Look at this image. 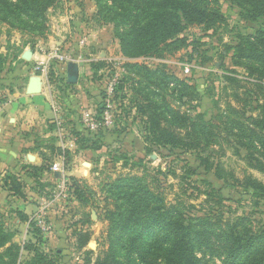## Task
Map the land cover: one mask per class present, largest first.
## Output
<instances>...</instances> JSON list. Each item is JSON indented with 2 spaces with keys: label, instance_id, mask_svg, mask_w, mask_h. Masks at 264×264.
Segmentation results:
<instances>
[{
  "label": "rangeland",
  "instance_id": "obj_1",
  "mask_svg": "<svg viewBox=\"0 0 264 264\" xmlns=\"http://www.w3.org/2000/svg\"><path fill=\"white\" fill-rule=\"evenodd\" d=\"M212 1L213 6L222 12L225 21L209 30L201 25L189 26L182 34L188 45L166 57L124 56L115 37L113 24L103 21L95 0H56L46 10L44 26L37 35L11 27L0 20V53L3 55L0 106L7 94L14 90L15 81L10 79L26 78L14 74L19 69L20 55L26 47L33 50L49 43L44 46L43 51H47L52 46L63 44L73 55L79 54L82 61H104L99 73L96 74L89 67L88 75L89 79L95 78L93 82L102 96L112 78L117 77L115 120L119 126L117 130L126 134L115 144L100 148L101 153L90 176L79 181L81 188L84 185L87 187L84 202L75 197L69 176V189L65 191L60 189L59 180L51 185H47L43 177L39 178V182L34 181L36 194L39 199L42 196L45 200L42 204H46L42 211L44 228L34 219L35 226L28 228V237L16 241L17 230L14 225H7L4 221L6 227L15 232L12 242L20 247L18 264H94L98 253L108 246L104 185L120 174L142 175L144 170L154 174L157 168L166 173L158 175V178L167 200H184L187 204H194L195 208L190 209L192 215L219 216L223 221L241 220L255 230H264V198L256 200L251 191H246L232 179H220L215 173V165L220 162L224 177L232 174L242 178L245 174H253L264 181V174L250 167L245 160L248 150L240 146V122L241 129L245 131L248 117L257 112L254 100L240 104V93L243 92L240 79L255 81V78L233 60V47L239 43L240 35L253 34L259 22L246 18L243 10L232 0ZM98 34L103 42L93 46L92 41L96 40ZM14 38L20 40L19 44L11 43ZM101 51L105 57L100 56ZM186 67L189 72H185ZM156 70L179 78L191 87L181 98V103L170 96L173 90L165 92L158 89L154 81H159L160 77L153 73ZM229 76L237 81L229 80ZM242 85L251 86L244 81ZM140 87L147 91L144 94L136 92L135 88ZM149 95L160 105L168 104L172 110L187 113L193 118L201 115L205 122L211 124L213 136L207 151H170L169 147H153V152L148 153L144 133L148 113L138 111L141 106H149ZM153 107H148V112ZM77 115V120L83 125L81 115L78 112ZM163 124L167 125V122L163 121ZM110 129L114 130L115 126ZM174 129L181 131L177 127ZM185 130L181 132L185 133ZM199 154L210 156L214 162L211 171H206L201 165ZM186 164L195 173L183 175L190 182L187 193H184L183 188L187 185L180 176L183 174L181 167ZM170 170H175L177 175L170 173ZM225 180H229V183ZM42 183L45 184L43 187ZM219 193L222 196L221 204L216 201ZM28 244L34 250L25 249ZM204 261L220 263L219 259H210L208 256L204 257Z\"/></svg>",
  "mask_w": 264,
  "mask_h": 264
},
{
  "label": "trees",
  "instance_id": "obj_2",
  "mask_svg": "<svg viewBox=\"0 0 264 264\" xmlns=\"http://www.w3.org/2000/svg\"><path fill=\"white\" fill-rule=\"evenodd\" d=\"M95 1L103 21L113 24L114 34L123 55L130 58L166 57L188 45L182 34L189 26L201 25L205 30H209L225 21L222 12L213 6L212 0ZM232 1L243 10L246 18L259 22L253 34L240 35L239 43L233 47V60L255 78V81L240 79V89L243 88L240 104H247L251 100L257 103V112L248 117L245 131L241 129L240 122V146L248 150L245 158L248 165L264 174V0ZM55 2L56 0H0V20L11 27L37 35L44 26L46 10ZM2 57L0 53V68ZM104 64L103 60H98L90 62L89 67L97 74ZM135 66L138 67H132ZM153 73L160 77L159 81H154L158 89L165 92L168 89L173 90L170 96H173L177 103H181V98L191 87L162 70ZM48 75L50 81L61 84H56L59 90L63 85L71 86L64 78H60L54 69H50ZM227 78L237 81L231 76ZM92 80L95 81V78ZM242 81L251 86L242 85ZM135 90L142 94L147 91L141 87ZM148 98L149 106H141L138 111L142 114L148 113L144 122L148 153L153 152V147H169L170 151H207L213 132L211 124L205 122L201 115L193 118L187 113L172 110L168 104H158L151 95ZM151 106L154 107L148 112L147 108ZM104 108L103 100L96 109V119L99 121L102 119ZM163 121H166L167 125H164ZM187 125L188 129L185 128ZM114 126V131L120 134L122 131L117 130L119 126L116 120ZM174 127L179 131L186 129L185 133L177 132ZM105 130L108 129L100 128L97 133L88 130L92 136L84 131L74 130L79 149L100 150L103 147L100 138ZM51 150L65 157L67 167V159L69 161L71 158L68 149L52 147ZM199 158L205 170L211 171L214 162L210 160V156L199 154ZM32 169V176L39 182L38 177L42 175L43 168ZM181 169L183 174L180 178L187 185L182 188L183 192L187 193L190 182L188 177L183 175L195 172L187 164ZM221 170V163L217 162L215 173L218 178L232 179L246 191H251L256 200L264 198V181L253 174H245L242 178L232 174L230 177H224ZM170 173L177 175L175 170H170ZM161 174H166L161 168H157L154 174L145 170L142 175L120 174L104 185L108 246L98 253L94 264H211L210 261H204L205 256L219 259V264H264L263 229L255 230L243 224L241 220L223 221L219 216L192 215L190 209L195 208L194 204H187L184 200H167L158 178ZM69 179L75 197L84 202L87 187L84 185V188H81L79 181L74 177ZM225 181L229 183V180ZM3 183L14 195L24 197V186L17 175L7 174ZM44 185L42 183L41 187ZM216 199L217 203L221 204L220 193ZM29 222L30 226H35L34 221ZM14 235L15 232L9 230L0 218V264H18L20 247L12 242ZM24 248L29 250L33 249V246L28 244ZM41 258L46 260L43 255Z\"/></svg>",
  "mask_w": 264,
  "mask_h": 264
},
{
  "label": "crops",
  "instance_id": "obj_3",
  "mask_svg": "<svg viewBox=\"0 0 264 264\" xmlns=\"http://www.w3.org/2000/svg\"><path fill=\"white\" fill-rule=\"evenodd\" d=\"M95 38L96 40L92 41L93 46L103 42L100 34ZM19 41L14 38L11 43L19 44ZM48 44H41L38 49L33 50L26 47L22 51L21 61L18 63L19 69L14 74L20 77L26 76V78L10 79L15 81L14 90L7 94L6 100L0 106V218L6 221L7 225H14V229L17 230L16 241H23L28 237L29 221L40 212L44 205L42 203L45 202L42 196L39 199L36 189L33 188L36 178L32 176L34 172L32 167L43 168V173L38 180L43 177L47 183L58 182L50 167L59 154L56 151L53 152L51 148L64 149L72 142L73 147L67 148L71 156L69 161L67 159V175L80 181L90 176L94 163L98 161L97 157L101 153V149H79L73 133L76 130L93 135L77 120V112L80 115L84 110L95 112L97 105L103 101V96L95 82L88 77L91 59L80 61L84 63V66L80 68L76 84H70L67 81L69 63H51L50 69H54L60 78H64L71 85L69 87L63 85L59 90L56 84H61H55L50 81L49 75L44 76L36 70L37 64L47 59L43 50ZM60 46L64 47L63 44ZM64 49L68 51L67 47ZM27 50L32 52L30 61L22 58ZM100 56L105 57V53L101 51ZM32 75L39 76L42 83L41 91L36 94L27 93L28 82ZM55 78L58 79V77ZM62 122L63 136L60 135L59 128ZM125 137V133L118 134L108 129L103 132L100 140L105 148ZM30 156L33 160H30ZM7 174H15L19 177L24 186V197L14 195L4 186L3 180Z\"/></svg>",
  "mask_w": 264,
  "mask_h": 264
},
{
  "label": "built area",
  "instance_id": "obj_4",
  "mask_svg": "<svg viewBox=\"0 0 264 264\" xmlns=\"http://www.w3.org/2000/svg\"><path fill=\"white\" fill-rule=\"evenodd\" d=\"M46 55L47 59L45 61H40L37 64V71H40L44 76L49 74L51 63L55 64H67L70 62H77L79 63L81 60L80 55H73L70 54L67 50L63 49L62 46L55 45L52 46L49 50L43 52ZM185 72H189V69L186 67ZM118 79L117 77L112 78L109 85L105 89L104 94V112L101 121L96 119V112L90 110H84L81 113V120L85 128L89 131L97 133L100 128L110 129L114 127L115 124V112H114V95H115V88L117 86ZM60 128V135H64V129L62 124H59ZM69 147H73V143L70 142L68 147L66 146L64 149ZM67 167L65 157L63 155H58L57 160L53 162L51 165V172L52 173H60L61 177L57 178L59 180V187L62 191L69 189V179L67 175ZM46 204L43 205L40 212L36 213L31 220L38 221L39 226L44 228L45 223L42 221V211H44Z\"/></svg>",
  "mask_w": 264,
  "mask_h": 264
},
{
  "label": "water",
  "instance_id": "obj_5",
  "mask_svg": "<svg viewBox=\"0 0 264 264\" xmlns=\"http://www.w3.org/2000/svg\"><path fill=\"white\" fill-rule=\"evenodd\" d=\"M32 57V52L27 50L23 53L22 58L26 61H30ZM84 66L83 62H70L67 66V81L70 84H76L79 79L80 68ZM42 89L41 79L37 75H32L29 79L27 86L28 94H36L39 93ZM30 160H33L32 156H30ZM55 176L57 178L61 177V174L56 172Z\"/></svg>",
  "mask_w": 264,
  "mask_h": 264
}]
</instances>
